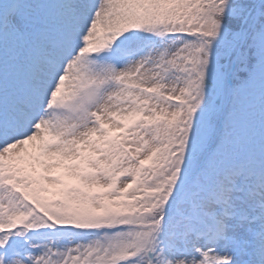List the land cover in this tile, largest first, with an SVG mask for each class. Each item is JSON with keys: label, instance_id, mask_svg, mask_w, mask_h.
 Instances as JSON below:
<instances>
[{"label": "snow or ice", "instance_id": "obj_1", "mask_svg": "<svg viewBox=\"0 0 264 264\" xmlns=\"http://www.w3.org/2000/svg\"><path fill=\"white\" fill-rule=\"evenodd\" d=\"M0 264H264V0H0Z\"/></svg>", "mask_w": 264, "mask_h": 264}]
</instances>
